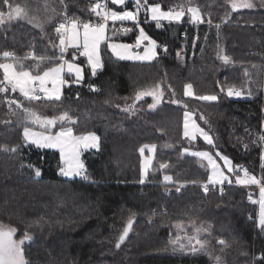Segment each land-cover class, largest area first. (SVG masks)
<instances>
[{"label": "trees", "instance_id": "obj_1", "mask_svg": "<svg viewBox=\"0 0 264 264\" xmlns=\"http://www.w3.org/2000/svg\"><path fill=\"white\" fill-rule=\"evenodd\" d=\"M9 2L27 11L46 4L44 13L36 14L47 23L43 31L23 21L0 25V62L8 51L24 67L45 57V67L46 60L61 59L56 26L93 19L96 1ZM147 3L163 10L196 7L203 22L191 23L185 16L158 27L141 17L139 25L156 42L158 58L130 63L104 52L101 71L92 74L78 57L83 80L73 84L68 78L59 101L0 92V222L17 229L15 239L26 231L32 236L24 245L29 264H264V231L256 226L252 202L257 187L233 181L221 189L206 186L209 170L183 153L182 136L183 113L189 112L212 139L210 145L197 140L190 146L227 157L235 173L246 170L264 184V8L234 11L233 0ZM10 11L0 0V12ZM128 27L120 30L131 33L116 40L135 41L136 24ZM30 53L36 59H26ZM223 55L228 63L220 59ZM75 56L68 50L62 58ZM186 85L192 97L185 94ZM154 87L163 92L155 111H148L149 97L137 104L135 117L119 108L136 92ZM229 89L241 97L229 96ZM209 95L217 99L198 98ZM11 99L49 119L67 112L70 119H57L52 130L97 135L99 150L82 156L87 179L60 178L57 152L23 142L18 123L29 119L15 105L8 108ZM146 145L155 150L140 183V150ZM165 175L171 181L165 182ZM181 244L188 248L180 250Z\"/></svg>", "mask_w": 264, "mask_h": 264}, {"label": "snow or ice", "instance_id": "obj_2", "mask_svg": "<svg viewBox=\"0 0 264 264\" xmlns=\"http://www.w3.org/2000/svg\"><path fill=\"white\" fill-rule=\"evenodd\" d=\"M112 4L115 5H124L126 7V0H111ZM3 3L7 5L11 11L8 13L9 19L15 16L19 17L22 15L23 10L20 7L13 8L10 4L9 0H3ZM254 5L249 2V0H242V2L237 3L236 0H233L232 9L235 11L239 7H247L251 8ZM142 5L137 0L136 3V11H111L108 9L107 4L97 3L93 7V11L96 12L97 16H102V19L106 22L111 19L112 21H125L132 20L136 21L139 15V11ZM147 12L151 13V19L159 22L162 19L168 20H179L183 15V10L174 12V11H162L160 5H154L146 8ZM189 11L192 14V19H199V12L196 8H190ZM5 14L0 12V23H3ZM200 22H203L202 20ZM211 23V21H209ZM159 27V23L157 24ZM81 27L80 23L76 20L71 21V24L60 23L55 31L59 34L60 48H61V59L63 57V51L67 46H79L81 42V33L79 28ZM83 35H82V47L83 51L80 52V55L86 56L88 59V63L92 66L93 73H95V69L100 66V59L98 54V47L102 39H105L104 36L106 23H83ZM217 27H219L217 25ZM63 30V31H62ZM128 31V29H124ZM143 40H149V43L152 45V49H145V55L140 56L139 54L133 55L129 53L128 49L131 47L129 45H116L109 44V47L113 50L114 55H116L120 59H150L152 56H155L156 53L153 49H155L156 44L154 41L150 40L147 35H145L143 29L140 31V35L137 37L136 46H139ZM55 46V45H54ZM119 49V50H118ZM166 50V49H165ZM3 57L6 59L12 60V62H0V72L3 73V80L0 81V85H4L0 87V92L8 91V88H11V91L15 92L19 90L20 94L24 97L31 100H39L41 99L40 93L44 94V98H55L59 99V88L57 84H63L64 80L62 79L61 72L63 71V66L49 68L47 71H44L42 75L33 74L30 71L24 69L23 65L18 64L15 60V57L11 52L5 51L3 53ZM27 58L36 59L33 54H29ZM42 61L45 57H39ZM220 59L224 63L229 62V57L223 55ZM67 63L68 71L75 72L77 80L81 79V68L73 63ZM51 83L53 87L49 89L47 85ZM185 94L188 95V89L191 88V85L185 86ZM229 96H240L241 93L237 91H233L232 89L228 90L227 93ZM144 95H152L154 103L149 105L150 108L155 106V103L158 100V94L155 91L152 92H141L137 94V98L139 99ZM201 100H216L217 97L215 95L209 96H200L198 97ZM9 104H15L17 109H22V111L26 114V119L31 120L33 123H39L41 127L51 126L56 123L57 119L64 120L70 119L68 117L67 112L62 113L59 117H53L51 119L47 117H42L32 108L24 107L20 102L13 99L9 101ZM184 136L189 139H194L197 134L205 139L208 143H212L211 137L205 132L202 128H199L197 125H192V130L189 131V114L185 113V124H184ZM24 139L28 143L35 144L38 147L44 148H58L61 155V160L64 164L63 167L60 168V174L66 177L73 176H84L87 179L84 170V164L79 159L78 149L81 144L84 148L96 147L98 148V137L94 135H90L88 137H73L72 129H62L60 132H57L55 135H45L43 133H34L27 126L24 128ZM151 153L155 146H146ZM15 151V149H13ZM144 149H141L143 153ZM192 155H197L203 158H207L209 164L213 167V174L216 177L215 182L223 183L224 180H227L222 171H219L215 162L209 156L207 152H196L192 153ZM217 155H220L217 153ZM221 159L224 160V166L229 168V171H233L231 167V161L228 160L227 157L221 156ZM264 159V157H262ZM163 167V165H162ZM39 169L36 170V175L40 176ZM165 181H171V177L165 175ZM209 181H213V176L209 177ZM231 182V181H229ZM236 182L239 184H255L260 186V199L259 201H252L253 203H259L260 205V216H259V226L262 230H264V184L261 183L255 176H251L248 174L246 170H243V177L237 175ZM140 183H144V165H142V173ZM207 191V188H205ZM129 224H131V220H129ZM17 229L13 227H9L3 224H0V264H29L25 256V248L24 245L26 242L32 240V236L26 231L23 237L19 239H14L16 235ZM127 235V229L120 237V241L122 242ZM200 244V248H204V244L200 241H197ZM219 243L223 244L224 241H219ZM119 243L117 247H119ZM183 245H181V250H183ZM198 251L193 248V253Z\"/></svg>", "mask_w": 264, "mask_h": 264}, {"label": "rangeland", "instance_id": "obj_3", "mask_svg": "<svg viewBox=\"0 0 264 264\" xmlns=\"http://www.w3.org/2000/svg\"><path fill=\"white\" fill-rule=\"evenodd\" d=\"M89 1H92L93 2L94 0H89ZM95 1L96 2L93 5V7L98 2L101 3L99 0H95ZM236 2L237 3H240V2H242V0H236ZM249 2L252 3L254 6L251 7V8H248V9H252V8H258V9L261 8L262 9V8H264V0H249ZM104 3L105 2H102L101 4H104ZM136 3H137V0H126V7H125L124 5H115V4H112L111 0H107V3L106 4H107L108 9L111 10V11H121L122 12V11L127 10V11L135 12L136 11ZM139 3L142 5V7H141V9L139 11V15H138L136 21H132V20L112 21L111 19H109V20H107L105 22L102 19V16H97L96 15V12H94L93 19L98 20V22L96 21L97 23H106V28H105V32H104V36L106 38L101 40V42L99 44V47H98V54H99V59H100V66H98L95 69V73H93L92 66L88 63L87 57L86 56H83V55H80V52L83 51V47H82L83 27H80L79 28V31L81 33V42H80V45L79 46H71V45L70 46H67L64 49V51H63V55H64L68 50H71L73 52V55L74 54L76 55L75 57H72L69 60H66L65 58H62V59L58 58V60L57 59H53V60L48 59L46 61H48L49 64H48V66H45V67L42 64L43 62L45 63V60H42L41 61L40 59H36L31 64V66H29V65H28V67H24L23 66L25 70L30 71L33 74H37L38 73L40 75H42L43 72L44 71H47L49 68L60 67L61 65L63 66V71L61 72V76H62V79L64 80V83L63 84H59V83L57 84V87L59 88L60 98L58 100L55 99V98H44V94L43 93H40V95L42 96V101H45V102H48V101H59L62 98V91H63L64 87H67V86L70 85V82H69L68 78H70L73 81L72 82L73 84H79L83 80L84 69H83V66L77 61L78 57L83 59L85 66L88 68V70L92 74H96V73H98V72L101 71V69H102V54L104 52L110 54L115 59H118V60H121V61L130 62V63H151L154 60H156L158 58V52H157L158 46H157L156 42L154 40H152L150 37H149V39L152 40V41H154L155 44H156L155 49H153L155 51L156 55L155 56H152L150 59H120L116 55H114L113 50L109 47V44L129 45V46H131L128 49L129 53H131L133 55L139 54L140 56H144L145 55V49L146 48L152 49V45L149 43V40H143L142 43L139 46H136L137 37L140 35V31L142 29L141 26L139 25L141 17L142 18H145L149 23H155V24H158V23L159 24H174V23H180V22H182L184 20L185 16H187L188 21L191 22V23H196V22H200L201 21V14H200L199 11H198L199 12V19H197V20H193L192 19V14L189 11V9L190 8H196V7H190L187 10H184L182 8H173L171 10H163L161 8L162 11H174V12H178V11L183 10L184 15L179 20L162 19L159 22H157L155 20H152L151 19V13L146 11V8L147 7H151V6H154V5H157V4L150 5V4L147 3V0H139ZM128 4H131V7H128ZM239 8H247V7H239ZM21 9L23 10V12H22V15L19 16V17L15 16V14H13V17L11 19H9L8 13H6L5 16H4V21H3V23H0V25L6 24V23H11V22H16V21H23V22L29 23L30 25L34 26L38 30L43 31L44 29H46L45 24L47 22L44 21V18L42 17V15H40V13H37L36 14V12H40V11L44 13L43 10L47 9V5L46 4H43L39 9H32V10H29V11L24 10L23 8H21ZM93 19H75V20L76 21L85 20V23H90L89 21H92ZM86 20H88V22ZM68 21H69L68 22V25H70L71 24V21H73V20H68ZM130 24H136V29L135 30L137 31V37H136L135 41L133 43H125L123 41L116 40V38L119 39V37H121V36H127V35H129L131 33V32H125V31L122 32L121 30H119L117 28V26H119V25L129 26ZM145 35H147V34L145 33ZM48 40H49V38H47V41ZM58 43H59V50L61 51L60 41L59 40H58ZM162 50H164V49H162ZM1 59H2L1 62H9V63L12 62V60L4 58L3 55L1 56ZM30 59L33 60L32 58H30ZM178 59H179V61H180L181 64L184 63L183 62V55L178 54ZM65 61H67L68 63H73V64H75V65H77L78 67L81 68V79L77 80V77H76L75 72H71L70 73L68 71L67 63H65ZM16 62L18 64H20L19 61H16ZM1 74L3 76V73L2 72H1ZM47 87L49 89H51L53 87V85L51 83H49L47 85ZM8 90L13 95H17L21 99H28V98L24 97L23 95H21L20 92H19V90L13 92V91H11V88L10 87L8 88ZM152 91H155L158 94V100H159V98L163 97V95H162L163 92L161 90V87L147 88V89H144V90H141V91L136 92V94H134V95L131 96V99L130 100H124L122 102V105L119 108L122 111L126 112L131 117L137 116L138 113H139V111H140V109L137 107V104L141 100H144L145 98L149 97L151 99V104L150 105H152L154 103L152 95H144V96H141L138 99L137 98V94L138 93H141V92H152ZM188 92H189V94L187 96L188 97H192L191 88L188 89ZM231 97L236 98V97H241V96H235V95H233ZM11 100H13V99H11ZM11 100H9V101H11ZM158 100L155 103V106L154 107L150 108L148 106V111H152L153 112V111H155L157 109V107H158ZM9 101H7V106H8V108H11V106L12 105H15V104H11L10 105L9 104ZM203 101H206V102H214L215 100H203ZM34 111H36V110H34ZM185 113H183L182 136H183L184 140L186 141V148L183 150V153L186 154V155H190V156L196 157L199 160V162H201V164L205 165L208 168V170H209V176H208V179H207V182H206V186L213 187V188H222L223 186H227V185L232 184V181H233V183H235L237 185H240V186H244V187H246V186L257 187L256 188L257 189L256 190L257 193H256V196L253 197V201H259V199H260V186L259 185H255V184L245 185V184H239V183L236 182L237 175H239L240 177H243V170L236 169L237 170V173H235L234 172L235 169H233V166L231 164V167H232L233 171H229V168L224 166V160L221 159V155H217L216 152L211 153V152L206 151V150L197 149V147H195V146H190V143H194L197 140H201L202 142H204L205 144H208V145H210V143H208L207 141H205V139L203 137H201L199 134H197L194 139H189V138H187V137L184 136V131H185V128H184V124H185ZM187 113L189 114V131H191L192 130V125L193 124L197 125V124H196V122H195V120L193 118V115L191 113H189V112H187ZM30 122H31V120H27V124H26V121H25V118H24V119H22L18 123V125L22 127V138H23V142L26 145H30V146H33V147H36V148H39V149H45V150H51V151L57 152L59 154V157H60V168L63 167L64 164H63V162L61 160V155H60L59 149L58 148H47V147L41 148V147L36 146L35 144L26 142L25 139H24V128H25V126H27V127H29L31 129L32 132L37 133V134L43 133L45 135H48V134L55 135L57 132H60L62 129H67V127L57 128V129L52 130L53 129L52 127H48V126L41 127V125L39 123H34L33 126H30L29 125ZM67 122H70V121L68 120ZM261 127H262V131H264V107L262 108V123H261ZM90 135H94V136L97 137V135H95L94 133H87V134L75 135L72 132V136L73 137H88ZM98 145L100 146V144H99V138H98ZM99 146H98V148H96V147L84 148L83 145L81 144L80 148L78 149L79 159L82 161V156L84 154H86L88 152L98 151L99 150ZM146 146H153V145H146ZM146 146L143 147V149H144L143 153L140 150V155H141L140 172L142 173V165H144V179L146 177L147 171L149 170V168H150V166L152 164L153 154H154V150H155V148H154L153 151L150 153L148 147H146ZM196 152H207L209 154V156L212 158V160L215 162V164L218 167L219 171H222L223 174L226 177H228V179L227 180H224L223 183L215 182L216 177L213 174V167H212V165L209 164V161H208L207 158H203V157H200V156H197V155H192V153H196ZM262 157H264V144H263L262 154H261V158ZM58 176L60 178H63V179L80 178V176H73V177L63 176V175L60 174V169L58 171ZM210 176H213V181L212 182L209 181V177ZM229 181H231V182H229ZM165 182H168V181H165ZM254 204L257 207V213H256V218H255V220H256V226L259 229H261V227L259 226V223H258L259 216H260V205H259V203H254ZM0 224H2V223L0 222ZM129 228H130V225H128L126 227L127 234L129 232ZM123 234H124V232H123ZM14 239H15V237H14ZM181 245L184 246L183 248H188V244H181Z\"/></svg>", "mask_w": 264, "mask_h": 264}, {"label": "built area", "instance_id": "obj_4", "mask_svg": "<svg viewBox=\"0 0 264 264\" xmlns=\"http://www.w3.org/2000/svg\"><path fill=\"white\" fill-rule=\"evenodd\" d=\"M100 2L102 3V2H105V3H107V0H100ZM87 22H88V20H86ZM98 22V20H95V19H93L92 21H89L90 23H92V24H96L97 22ZM69 21H65V22H63V23H65V24H67ZM79 23H80V25H81V27H82V25H83V23H85V20H81V21H78ZM59 25V24H58ZM57 25V26H58ZM56 26V27H57ZM56 29V28H55ZM118 29L120 30H124V29H129V27L128 26H122V25H119L118 26ZM63 31V30H62ZM57 33V32H56ZM57 35H58V37H59V34L57 33ZM84 178V176H80V179H83ZM221 189V188H220Z\"/></svg>", "mask_w": 264, "mask_h": 264}, {"label": "water", "instance_id": "obj_5", "mask_svg": "<svg viewBox=\"0 0 264 264\" xmlns=\"http://www.w3.org/2000/svg\"><path fill=\"white\" fill-rule=\"evenodd\" d=\"M29 125H30V126H33V125H34V123L31 121ZM48 127H53V125H51V126H48Z\"/></svg>", "mask_w": 264, "mask_h": 264}, {"label": "crops", "instance_id": "obj_6", "mask_svg": "<svg viewBox=\"0 0 264 264\" xmlns=\"http://www.w3.org/2000/svg\"><path fill=\"white\" fill-rule=\"evenodd\" d=\"M67 24H68V23H67ZM66 53H67V52H66ZM66 53H65V54H66ZM65 54H64V55H65ZM41 97H42V96H41ZM46 126H47V125H46Z\"/></svg>", "mask_w": 264, "mask_h": 264}]
</instances>
